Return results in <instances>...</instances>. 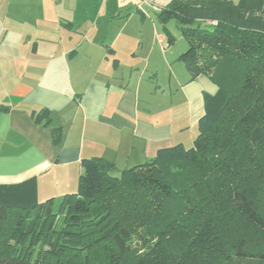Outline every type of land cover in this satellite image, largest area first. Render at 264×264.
Listing matches in <instances>:
<instances>
[{
	"label": "trees",
	"instance_id": "trees-1",
	"mask_svg": "<svg viewBox=\"0 0 264 264\" xmlns=\"http://www.w3.org/2000/svg\"><path fill=\"white\" fill-rule=\"evenodd\" d=\"M156 17L167 47L178 24L190 81L217 87L192 145L120 172L82 159L59 201L37 202L32 179L0 185V264H264V0H170Z\"/></svg>",
	"mask_w": 264,
	"mask_h": 264
},
{
	"label": "crops",
	"instance_id": "crops-1",
	"mask_svg": "<svg viewBox=\"0 0 264 264\" xmlns=\"http://www.w3.org/2000/svg\"><path fill=\"white\" fill-rule=\"evenodd\" d=\"M35 1L48 10L0 0V185L32 179L37 202L59 200L76 191L82 159L120 172L192 145L217 87L206 76L190 81L183 50L165 45L154 17L170 0ZM41 109L49 127L29 117ZM50 128L61 131L57 145Z\"/></svg>",
	"mask_w": 264,
	"mask_h": 264
},
{
	"label": "rangeland",
	"instance_id": "rangeland-1",
	"mask_svg": "<svg viewBox=\"0 0 264 264\" xmlns=\"http://www.w3.org/2000/svg\"><path fill=\"white\" fill-rule=\"evenodd\" d=\"M30 2L31 3H25V4H22V5H20L19 7H18V10L20 11V12H22V13H27V14H32V13H37V12H39V11H42V9L43 8H45V10L44 11H46V10H48V4L45 2V3H43V4H45V5H43L41 8L39 7V6H37L38 4L36 3V1L35 0H30ZM98 2L101 4V1L100 0H98ZM236 3V2H235ZM40 4V3H39ZM144 7H146L147 8V10H149V12L150 13H153V12H156V10H155V8H153V6L152 5H148V4H146V6H144ZM97 17H99V16H97ZM101 18H102V16L99 18V21L100 22H102L101 21ZM155 18V22L157 23V25L160 27V34H164L163 33V29H162V25L159 23V22H157L158 20H157V17H154ZM52 21V20H51ZM62 23H64L65 21H63V19H62V21H61ZM131 25H132V27H135V25H136V23L133 21V22H131L130 23ZM100 26H104V24H103V22L102 23H100ZM166 29L168 30V32H169V34L171 35V36H173V38H174V43L171 45V46H169V47H171V53L174 55V54H178L179 52H181L182 50H183V52H185L186 50H187V47H186V45H187V43H186V41L184 40V38L182 37V35L180 34V28H179V26H178V24L175 22V21H173V20H170V21H168V23L166 24ZM153 33L151 32V34L148 36V35H145L144 37H147V39H148V41H147V43L149 42V43H153L152 42V37H153V35H152ZM166 45V44H165ZM186 148H189V143H187V145H184ZM56 200H58V199H56ZM59 201V200H58Z\"/></svg>",
	"mask_w": 264,
	"mask_h": 264
}]
</instances>
